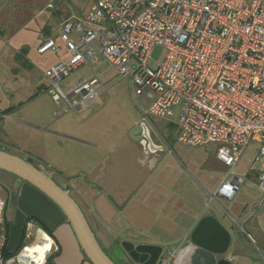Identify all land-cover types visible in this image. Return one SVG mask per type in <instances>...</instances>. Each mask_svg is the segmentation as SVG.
Instances as JSON below:
<instances>
[{
    "label": "built area",
    "instance_id": "2783aa9c",
    "mask_svg": "<svg viewBox=\"0 0 264 264\" xmlns=\"http://www.w3.org/2000/svg\"><path fill=\"white\" fill-rule=\"evenodd\" d=\"M60 37L63 47L49 38L38 52L62 54L45 76L47 91L63 112L93 110L105 87L97 76L79 79L67 92L72 84L62 83L101 57L129 79L131 94L152 125V115L167 119L180 108L176 139L181 145H215L216 157L230 170L256 145V159L263 163L257 186L264 193V0H95L84 17L61 24ZM157 45L165 55L152 65ZM245 182L237 174L224 179L216 193L207 191L206 208L216 205L229 216L238 227L234 240L250 255L254 252L241 237L256 243L246 225L260 215L252 205L238 218L223 202L234 199ZM259 203L264 205V197ZM6 204L0 196V263L50 264L56 244L47 234L35 244L39 249L25 246L6 258ZM176 254L167 249L161 264H170Z\"/></svg>",
    "mask_w": 264,
    "mask_h": 264
},
{
    "label": "rangeland",
    "instance_id": "374dc122",
    "mask_svg": "<svg viewBox=\"0 0 264 264\" xmlns=\"http://www.w3.org/2000/svg\"><path fill=\"white\" fill-rule=\"evenodd\" d=\"M94 2V0H20L17 3L16 6L19 7L17 9L24 8V11L33 17L30 25H22L25 36L21 39L26 44L22 48L28 49L29 59L33 62V72L31 71L33 76L32 79L28 77L24 79L22 77L24 75L21 74V71L24 72L23 68L15 73L13 71L14 64L10 59L8 63L6 60L0 62V114L3 108L12 105H15L18 110V103L37 92V84L40 80L43 81L46 78L45 72L48 68H45L47 64L53 62L51 64L53 65L59 61L58 56L53 52L44 55L37 52L39 45L44 40L43 36L40 35L43 20L49 21L50 28L55 27L52 31L55 35L59 31V26L55 21L57 15L81 16L87 14L92 9ZM16 41L18 39L9 42L4 38L3 40L0 39V44L10 49L17 46ZM164 55L163 47L157 45L154 50L155 61L152 62V65H159ZM93 71L98 72L99 79L106 85L98 103L94 104L93 112L72 110L65 113L58 107L46 89V92L36 95L23 109L37 111L39 114L35 116V120L29 119L30 124L33 123L36 126H42V128L46 126L58 136H51L50 133L46 134L44 131L12 122V118H20L19 114L15 113L17 110H15L10 113L9 118L0 117V149L26 156L27 160L34 159L36 166L52 174L53 179L58 184L64 187L65 185L69 186L72 196L77 201L78 199L74 195L75 189L80 187L83 189L87 184H90L88 180L93 182L98 175L99 177H107L112 172L121 179L131 177L139 181L140 178H144L146 180V183L143 181V184L146 185V187H142L144 190L152 188L168 190L170 188L174 191L178 183L180 188H185V185L189 182V186L194 189L195 193V195H192L196 197L197 201H200V208L204 210L208 201L209 181L212 180L210 176L217 175L209 170L210 163L208 160V158L215 156L216 146L212 144L208 147H186L177 142L176 132L180 119V108L176 109L174 116L167 119L152 115V120L158 130L168 138L170 145L175 150V154L169 153L167 149L161 151L158 154L157 161L159 163L154 166L152 162L146 159V149L141 141L134 138L133 131L138 124L145 123L151 129L153 140L156 142H161V140L152 124L144 119V113L140 105L131 94L127 77L118 74L113 65L98 57L74 71L62 83V86L65 87L67 82H73L69 88L65 89L67 92L76 85L79 79H91L94 76ZM31 80L32 82H29ZM46 83L48 86V82ZM141 103L143 109L147 112L148 105L142 99ZM56 111H59V113L55 114ZM39 121L42 123H38ZM65 134L84 138L88 144H78L65 140ZM36 149L41 154L40 156H43V165L38 163L42 159L34 153ZM26 151H30L35 155L30 157L25 154ZM250 154L248 152L239 164V171L246 167V159L249 158ZM260 166L261 162L258 161L255 168H261ZM168 176L170 178L167 181ZM20 180L23 182L19 178ZM141 194L144 195V192L142 191ZM263 197L264 193L258 189L256 181L250 180L243 186L236 207H240L246 202L248 204L247 212H249V205L257 200H262ZM223 202L227 205V202ZM78 203L80 204L79 201ZM262 211L263 208L257 206L256 212L261 213ZM205 212L216 214L215 210L212 209ZM257 221V218L253 219V223L258 225ZM249 222L246 225L248 230ZM93 229L97 238L103 244L98 229L94 226ZM155 229L158 230V228ZM253 233L256 243L245 236L241 237V242L245 248L254 252L248 257L256 261L257 264H264V256L262 255L264 254V231L261 230L258 235L254 231ZM176 234L174 233L172 236L174 237ZM137 236L139 239L145 238V240H154L153 237H155L152 234L144 236L142 233ZM172 236L164 235L160 238L169 250L175 249L176 246V244L169 243L173 239ZM237 243L245 251L242 245L239 242ZM103 246L106 247L105 243ZM125 264L127 263L125 262ZM239 264H246V260L241 257Z\"/></svg>",
    "mask_w": 264,
    "mask_h": 264
},
{
    "label": "crops",
    "instance_id": "0c3cea01",
    "mask_svg": "<svg viewBox=\"0 0 264 264\" xmlns=\"http://www.w3.org/2000/svg\"><path fill=\"white\" fill-rule=\"evenodd\" d=\"M19 1L0 0V39L3 40L5 38L9 42L14 39H18V41H16L17 46L13 48L11 47L10 49H8L7 46L0 44V62L6 60L8 63V60L10 59L12 64H14L13 71H15V73L23 68L24 72L21 71V74L25 77H22L24 79L27 77L32 79L33 75L31 74V71L33 70V62L29 59L30 56L28 49L22 48V46L26 44H24L23 42L25 41L21 39L25 36V30L22 29V25H30L33 17L28 12H25L24 8L17 9L19 7L16 5ZM85 15L86 13L81 16L57 15L55 17V21L59 26V31L55 35L52 33L55 27L53 26L50 28V25L48 24L49 21L46 22L43 20V24L40 28V35L44 38L43 42L46 39L53 38L58 45L63 47L64 41L60 37L61 24L67 19L82 18ZM48 52L52 51H47L45 53L38 52V54L44 55ZM54 54L57 55L59 59L62 56L61 53ZM52 63L53 62L47 64L45 69L49 68ZM16 64H18V66L15 67ZM83 66L84 65L81 67ZM93 72L94 76L99 78L98 72ZM29 82H32V80ZM72 83L73 82L70 81V84ZM105 88L106 87H104V90ZM46 89L47 83L45 78L43 81L40 80L39 84H37V92L18 103V110L15 105L5 107L1 110L0 115L2 116L0 117L9 118L10 113L17 110L15 113H18L20 118H12V122L25 125L24 127H31L39 131H44L46 134L50 133L51 136H58L46 126L42 128V126H36V124L33 123L30 124L31 122L29 119L32 118L35 120V116H38L39 114L37 111L23 109V107H25L30 100L34 99L36 95L44 91L46 92ZM99 98L96 103H98ZM93 110L89 112H93ZM38 123L42 122L39 121ZM152 127L156 132H158L160 137L161 132L158 130L154 122ZM79 128L81 129V127ZM147 128L150 131V136L153 142H147L145 157L148 161L152 162L154 166H157L159 163L157 161L158 154L161 151H165L166 148L164 147L161 137L160 140L162 143L154 141L150 127L147 126ZM141 134L142 133L139 132L137 136H140ZM64 138L65 140L76 142L78 144H88L84 138L72 137L66 134L64 135ZM166 139L168 140L167 137ZM168 142L170 143L169 140ZM255 150L256 145L252 144L246 152V154L248 152L251 154L249 158L246 159V167L242 171L238 170V166L245 158L246 154L232 170L218 160L216 153L215 156L208 158L210 163L209 170H212V172L217 174V178H215L216 176H210L212 180L209 181L211 189H207L209 192L216 193L221 185V182L226 178L231 179L234 174L245 176L246 182L242 185L235 198L232 200H225V202H227L226 206L230 208V213L238 218H242L248 213V204L246 202L240 207H236V202L241 195L243 186L250 180L256 181L257 184L258 175L263 169L262 161L260 159H256ZM34 153L41 157V154L37 149L34 150ZM25 154L30 157L35 155L30 151H26ZM15 155L26 159V156L18 153H15ZM41 159L42 160H40V162H37L40 163V165H43V156ZM33 161L35 163L34 159ZM258 161L261 162V168H255V164ZM50 175L52 176V174ZM169 178L170 176H168L167 181ZM91 181L92 180H88L90 184L85 186L87 187L86 189L85 187L82 189L80 186V188L75 189L74 195L80 202V205L86 213L91 226L98 229L106 247H109L115 239L119 241H123L125 239L140 240L163 245L165 247L163 252L164 255L167 248L160 238L164 235L172 236V234L174 235V233H177L174 237L172 236L173 239H171V242L169 243L176 244L174 247L175 249L173 250H177V254L174 259H177L178 264H211L214 259L219 261L225 258L230 259L232 264H239V259H241V257L246 260V264L248 262L250 264H257L256 261H253L250 257H248L249 255L238 245L237 241L234 240V229L236 228L237 230L238 227H234L229 216L216 205L211 208L205 207L204 210H202V208H200V201H197L196 197L193 196L195 195L194 189L189 186V182H187L185 188H180L178 183L174 191L170 188H168V190H158L154 188L144 190L142 189V187H146V180H144V178H140L139 181L136 178L131 177H123L121 179V177L112 172L107 177H99L98 175L93 182ZM143 181L145 182L144 184ZM64 188L69 189V186L65 185ZM142 191L144 192V195L141 194ZM0 196L4 198L7 203L4 221V230L7 238L4 250L6 258H11L25 246L37 244L38 241L42 239L44 234H47L56 244V248L48 257L50 264H94L87 257L77 235L74 232V229L67 221L64 212L56 203H54V201H52L35 186L26 181H19L17 176L0 169ZM252 205H254L253 208L255 212L257 206H261L263 208L261 213L256 212L260 216H255L249 220L250 222L248 221V231L256 241L253 231L256 232L257 235L258 233H261V230L264 231V205H260L259 200L250 204V209ZM211 209L215 210L216 214L205 212L207 210L210 211ZM207 216L215 217L232 234V242L229 245L228 250L223 254L216 253L214 256L208 255L206 252L196 247L192 241L193 230L199 221ZM254 218L258 219V225L253 223ZM145 221L147 222L145 223ZM30 222L32 223V226L31 228H28V223ZM155 228H158V230ZM140 233L144 236L152 234L155 236L153 237L154 240H145V238L139 239L137 235ZM205 234V238L201 240H207V237L213 238L215 236V233L213 232Z\"/></svg>",
    "mask_w": 264,
    "mask_h": 264
},
{
    "label": "water",
    "instance_id": "95a60500",
    "mask_svg": "<svg viewBox=\"0 0 264 264\" xmlns=\"http://www.w3.org/2000/svg\"><path fill=\"white\" fill-rule=\"evenodd\" d=\"M139 132L142 134L137 136ZM133 136L141 141L145 148L147 142H153L145 123L134 129ZM0 169L32 184L60 207L87 257L94 264H120V260H129L134 264H161L165 250L163 245L125 239L114 242L108 250H105L71 191L58 184L49 173L36 166L33 160H26L0 149ZM208 232L215 233V238L207 237V240H201ZM192 241L196 247L214 256L216 253L223 254L228 250L232 242V234L215 217L207 216L202 218L193 230ZM170 264H178L177 259H173ZM211 264H232V262L227 258L219 261L214 259Z\"/></svg>",
    "mask_w": 264,
    "mask_h": 264
},
{
    "label": "flooded vegetation",
    "instance_id": "af4514ba",
    "mask_svg": "<svg viewBox=\"0 0 264 264\" xmlns=\"http://www.w3.org/2000/svg\"><path fill=\"white\" fill-rule=\"evenodd\" d=\"M145 148V147H144ZM146 149V148H145ZM116 241H119V240H116L115 239V241L114 242H116ZM114 242H112L110 245H112ZM104 244V243H103ZM103 244H102V246H103ZM105 246H106V244H105ZM104 247V246H103ZM110 247V246H109ZM109 247L107 246V247H104V249L105 250H108L109 249ZM125 262L127 263V264H134L132 261H129V260H120V264H125ZM203 264V263H202ZM207 264H209V263H207Z\"/></svg>",
    "mask_w": 264,
    "mask_h": 264
},
{
    "label": "bare ground",
    "instance_id": "6f19581e",
    "mask_svg": "<svg viewBox=\"0 0 264 264\" xmlns=\"http://www.w3.org/2000/svg\"><path fill=\"white\" fill-rule=\"evenodd\" d=\"M33 247H34V249H39V247L37 245H34Z\"/></svg>",
    "mask_w": 264,
    "mask_h": 264
}]
</instances>
